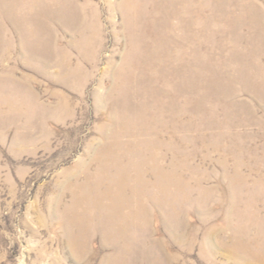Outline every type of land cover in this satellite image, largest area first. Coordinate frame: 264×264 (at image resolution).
Returning a JSON list of instances; mask_svg holds the SVG:
<instances>
[{
  "label": "rangeland",
  "instance_id": "obj_1",
  "mask_svg": "<svg viewBox=\"0 0 264 264\" xmlns=\"http://www.w3.org/2000/svg\"><path fill=\"white\" fill-rule=\"evenodd\" d=\"M126 109L172 197L112 238L87 173ZM0 264H264V0H0Z\"/></svg>",
  "mask_w": 264,
  "mask_h": 264
},
{
  "label": "bare ground",
  "instance_id": "obj_2",
  "mask_svg": "<svg viewBox=\"0 0 264 264\" xmlns=\"http://www.w3.org/2000/svg\"><path fill=\"white\" fill-rule=\"evenodd\" d=\"M126 110L128 111L123 110L125 112L120 113V131L111 137L107 136L106 145L97 155L100 169L94 173H87V176H93L94 179L98 181V184L100 183L101 188H105L102 189L100 200L110 209L112 215L111 217H108V215L103 216V218L94 217L93 210L95 209L96 203L99 201L98 198L95 203L93 202L91 204L89 202L84 205V210H82L84 211L83 215L87 212L89 217L81 222L83 236L88 227L94 226L93 220L98 218L99 220H102L98 222V225L103 233L112 238H115L119 231H122V234L127 230L139 232L142 214L145 212L146 208V200L150 198L156 200V195L153 193L157 192L161 198H163L164 202L166 198L172 197V193H161L164 192L163 190H157L154 192L145 190L149 185L148 180L144 176L147 171L146 168L151 169V171L154 172L153 174L159 178L156 181L157 184H155V186L159 187L161 184L160 182H162L160 179L162 178L164 182L166 181L167 175H165L166 172L163 171L164 166L159 157L160 153L157 148L160 144V140L157 138L145 137L142 140L136 141L133 145L125 141V137L134 135V131H132L134 126H137V129L141 128V132H139L140 135H148L145 125L140 122V118H138L139 121L137 119L135 120L134 118L136 115L131 116L127 113L130 110ZM129 156H135L137 159V161L132 162L135 168L132 163H124V158ZM148 165H150V168L147 167ZM133 168L136 170V177H133L130 174V170ZM170 174L168 175L174 177L175 170H172ZM173 181L181 187L185 186V182L181 180L175 178ZM127 187H132L133 189L131 196L126 195L123 190L125 188L127 189ZM175 196L177 198V195ZM174 197L173 199L176 200ZM136 202H138L137 207ZM164 202L160 201L158 202V205H162ZM173 204L174 203L171 201L170 205L172 206ZM125 209H127V211H124ZM103 212L106 211L103 209ZM113 218L114 220H111ZM130 240L132 239L130 238Z\"/></svg>",
  "mask_w": 264,
  "mask_h": 264
}]
</instances>
